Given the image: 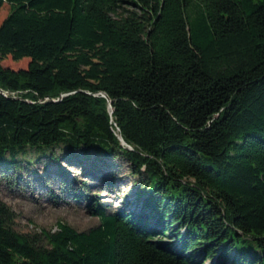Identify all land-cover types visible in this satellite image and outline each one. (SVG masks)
Returning a JSON list of instances; mask_svg holds the SVG:
<instances>
[{
  "label": "trees",
  "instance_id": "1",
  "mask_svg": "<svg viewBox=\"0 0 264 264\" xmlns=\"http://www.w3.org/2000/svg\"><path fill=\"white\" fill-rule=\"evenodd\" d=\"M4 5L0 171L33 150L136 178L124 209L80 191L86 231L20 234L0 201V264H264V0Z\"/></svg>",
  "mask_w": 264,
  "mask_h": 264
},
{
  "label": "rangeland",
  "instance_id": "2",
  "mask_svg": "<svg viewBox=\"0 0 264 264\" xmlns=\"http://www.w3.org/2000/svg\"><path fill=\"white\" fill-rule=\"evenodd\" d=\"M0 9V22L6 16L8 5ZM27 57L14 61L10 56L2 65L12 69L25 68ZM63 148H55L61 155ZM29 150L19 157V168L0 171V201L13 212L11 227L20 234L35 236L42 230L54 231L58 222L66 223L77 231H86L99 221L87 209V199L80 195L82 190L89 197H96L107 210L124 209L134 198V180L128 164L121 159H96L91 156L82 163L67 162L61 157L58 165L37 157ZM102 171L90 175L92 166ZM210 259H206L208 264Z\"/></svg>",
  "mask_w": 264,
  "mask_h": 264
},
{
  "label": "water",
  "instance_id": "3",
  "mask_svg": "<svg viewBox=\"0 0 264 264\" xmlns=\"http://www.w3.org/2000/svg\"><path fill=\"white\" fill-rule=\"evenodd\" d=\"M0 92L4 93L2 90H0Z\"/></svg>",
  "mask_w": 264,
  "mask_h": 264
}]
</instances>
